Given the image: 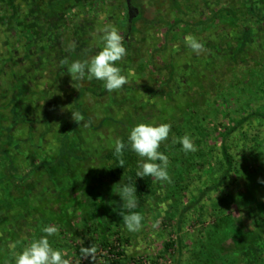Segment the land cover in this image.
Returning a JSON list of instances; mask_svg holds the SVG:
<instances>
[{
    "label": "rangeland",
    "instance_id": "obj_1",
    "mask_svg": "<svg viewBox=\"0 0 264 264\" xmlns=\"http://www.w3.org/2000/svg\"><path fill=\"white\" fill-rule=\"evenodd\" d=\"M37 1L0 0V264H14L45 226L58 229L50 244L75 264H108V258L111 264H235L239 252L241 264H254L264 252V154L241 159L247 151L242 131L263 137L264 123L248 122L231 136L239 172L216 187L214 166L222 133L241 116L264 110V21L230 26L216 14L228 7L249 17L254 8L260 18L264 0H188L182 12L172 0H132L142 17L127 38L126 0H76L52 30ZM178 19L183 22L175 24ZM105 26L129 45L117 62L126 84L148 87L96 96L92 91L101 92L102 82L71 79L67 66L76 55L90 61ZM28 29L35 34L30 43ZM187 36L202 43L199 55L187 47ZM250 80L253 88L246 90ZM71 111L84 122H75ZM151 122L171 125L159 149L165 154L172 138L185 134L196 151L182 152L180 169L168 157L172 183L155 182L153 197L137 203L133 211L142 215V228L130 233L116 194L127 182L102 178L109 165L104 155L128 140L135 125ZM67 132L68 152L60 157ZM221 221L245 231L226 240L213 230L202 233ZM94 224L125 257L102 247L95 261L77 256L75 248ZM168 241L175 242L172 251L165 249Z\"/></svg>",
    "mask_w": 264,
    "mask_h": 264
},
{
    "label": "clouds",
    "instance_id": "obj_2",
    "mask_svg": "<svg viewBox=\"0 0 264 264\" xmlns=\"http://www.w3.org/2000/svg\"><path fill=\"white\" fill-rule=\"evenodd\" d=\"M100 31L102 33L98 45L100 50L92 56L90 61H73L67 66L66 71L73 81L77 79L97 80L102 82L103 88L108 93H112L119 91L127 83V78L122 74L117 63L126 55V49L115 27L105 26ZM185 43L197 55L202 51L203 45L195 37H185ZM71 112L75 122H84L82 115ZM170 132V124L155 122L140 123L130 130L127 138L128 145L130 150L140 158L137 163V177H152L154 182L172 183V177L168 171L169 158L159 150L161 145L169 139ZM171 142L179 143L185 154L196 151L193 138L188 134L178 138L173 137ZM124 148L125 144L118 140L115 144V152L118 155L122 154ZM120 167H124L123 160L120 161ZM261 182L264 183V181ZM120 184L122 186L116 193L122 201L119 215L128 232H138L142 228L143 217L140 213L133 211L137 207V189L130 183L121 182ZM42 232L44 235L26 245L14 257V264H68L63 252L54 249L49 241V237L57 235L58 229L54 226H45ZM95 252L94 246L80 248L81 257H90L93 261H95Z\"/></svg>",
    "mask_w": 264,
    "mask_h": 264
},
{
    "label": "trees",
    "instance_id": "obj_3",
    "mask_svg": "<svg viewBox=\"0 0 264 264\" xmlns=\"http://www.w3.org/2000/svg\"><path fill=\"white\" fill-rule=\"evenodd\" d=\"M186 1L188 0H172L173 4L180 12L183 11ZM75 3H76V0H38L34 4L36 8L38 9V12L41 13V16L43 17L44 21L47 22L48 30H52V29H56L57 22L67 12V10L73 9V6ZM42 5H44V8L40 7ZM257 12L258 11L254 10V8H251L252 15L247 17L244 11H239L236 8L232 9V8L224 7L222 9H219L216 15L217 16L221 15L222 17H224V21L229 23L230 26L240 27L243 24L242 26L245 27L244 25H246L248 21H252L253 19H259L261 21H264V12H262L261 10L262 14L260 15V18H257ZM126 16H127V21H128V16H129L128 13ZM141 17H142V12L139 9V14L133 21L132 31L136 29V22ZM180 22H183V20L178 19L176 20L175 24L180 23ZM205 23L206 21H201V24H205ZM129 34H127L126 32L125 38H127ZM34 36L35 34L33 30L28 29L26 31L25 38L28 43L33 41ZM124 44H125V49L127 51L129 49V45L126 42V39H124ZM83 59L84 57L81 55L75 56V60L82 61ZM249 83L250 84L245 88L246 90H252L253 88L254 81L250 80ZM146 87L148 86L141 85V84L134 85V86L125 84L122 88L124 89V91H131V90L141 89V88H146ZM149 90L152 92H156V90H153L152 87H149ZM92 93L96 96H102V95L107 94L108 92L103 88L101 92L92 91ZM79 96L80 94L78 93L77 99H79ZM254 120L261 121L264 123V110H255V111H252L251 113H248L247 115L241 116L235 123L232 124V126H230L227 130H225L222 133L221 143L219 146L220 152L218 154L220 155V158L218 159L216 165L214 166L215 172L217 171L218 173H220V176L218 178V182H216L217 184H215L214 187H216L219 183H222L225 180H227L228 177L232 176V174H237L239 172L238 170H239L240 160L237 159L235 154H233L232 152V143L230 142V139H231V136L236 131H238L239 129H243L245 124H247L248 122L251 123ZM219 124H222V123H219ZM242 133L244 134V137H245L244 141L245 143H247L246 152H250V155L249 154L247 155V153L244 152L243 154L245 157H241V159L242 158L247 159L249 156L260 157L262 154H264V134L262 137V134H258V133L254 135H250V134L248 135V133H246L245 131H242ZM71 134L72 133L67 132L60 139V143H61L60 157L66 152H68L67 141ZM121 142L125 144V148L122 150V154L118 155L115 152V146L112 147L107 153H105L104 159L109 162V165L106 166L102 170L101 172L102 178L108 181H113V182L117 180H125L127 183H130L133 187H136L137 203L146 204L154 195L155 182L153 181L152 177L139 178L136 176V172L138 170L137 163L139 159L135 156V153L130 150V146L128 145V140H122ZM170 144H171V150L167 151L166 155L172 159V164H174L176 168L178 167L180 169V167H182V162L184 159V155L182 154L183 151L181 150V145L179 143L172 144V142H170ZM165 149L163 148V151ZM176 150L178 151L177 153H175ZM160 151L162 152V149ZM173 154H176V155L172 156ZM200 157H202L201 159H203L204 154L202 153ZM121 160L124 161V167H120ZM40 167H41V164H38L34 168L39 169ZM10 168H11L10 170L12 171L16 170L14 169L13 165H11ZM214 187L213 186L207 187L204 192ZM202 194L203 193H201L200 197L202 196ZM225 219H226L225 221H228L227 217ZM221 224L220 223L215 224V225L211 224L209 227L205 226L204 228L201 229L202 233L204 234L206 230V233L211 234V230H213L214 233L217 234L221 240H226L228 238H239L245 231L244 229L239 227L237 224L231 225L229 224V222H226V224H224L223 221H221ZM218 225H221V227L219 228ZM98 232H99V227L97 224H94L87 228V234H86L84 242L75 248V251L77 252V256L81 257V254H80L81 247H90V246H94L96 251L100 249L101 247L109 248L111 254L118 256L119 258L126 256L125 251L123 249H120V247L115 244V241L109 238H104V239L100 238L98 235ZM116 240L120 241L121 238L118 237ZM179 242L181 243V241ZM174 245H175V242L168 241L165 245V249L167 251H172L174 249ZM262 251H264V249ZM180 253L182 254V251H180ZM244 254L245 255L247 254L248 256L249 253L245 252ZM235 255H238V258H239V259H236L235 264H241L240 255H242V253L239 252V253H236ZM87 260L90 261L91 258L89 257ZM114 261L115 260L112 258L107 259L108 264H111ZM255 261L256 262L254 264H264V252L259 254L257 258L255 259ZM74 262L75 261H68V264H75ZM199 263H201L200 260H199ZM78 264H81V263H78Z\"/></svg>",
    "mask_w": 264,
    "mask_h": 264
},
{
    "label": "water",
    "instance_id": "obj_4",
    "mask_svg": "<svg viewBox=\"0 0 264 264\" xmlns=\"http://www.w3.org/2000/svg\"><path fill=\"white\" fill-rule=\"evenodd\" d=\"M128 7V21H127V34L132 32L133 21L139 14V10L133 5L132 0H126Z\"/></svg>",
    "mask_w": 264,
    "mask_h": 264
},
{
    "label": "flooded vegetation",
    "instance_id": "obj_5",
    "mask_svg": "<svg viewBox=\"0 0 264 264\" xmlns=\"http://www.w3.org/2000/svg\"><path fill=\"white\" fill-rule=\"evenodd\" d=\"M135 6V5H134ZM136 7V6H135ZM137 8V7H136ZM127 9H128V7H127ZM138 9V8H137ZM139 10V9H138Z\"/></svg>",
    "mask_w": 264,
    "mask_h": 264
}]
</instances>
